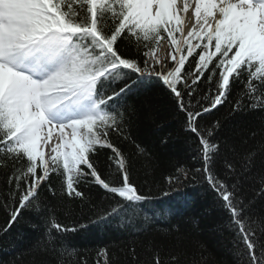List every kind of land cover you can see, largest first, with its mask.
<instances>
[{
	"label": "snow or ice",
	"instance_id": "obj_1",
	"mask_svg": "<svg viewBox=\"0 0 264 264\" xmlns=\"http://www.w3.org/2000/svg\"><path fill=\"white\" fill-rule=\"evenodd\" d=\"M162 42L170 49L164 57ZM149 86L167 94L195 137L197 164L178 171L192 180L198 174L228 214L234 264H264L257 235L264 216L253 219L264 169L253 171L256 152L235 151L221 137V119L209 120L225 109L264 111V0H0V168L9 169L0 231L32 213L39 221L33 248L62 252L64 234L76 228L60 221L46 190L83 200L82 182L100 186L105 223H131L143 202L157 198L130 181L134 160L113 142L128 138V101ZM100 148L111 151L104 174L94 155ZM259 150L264 156V143ZM166 180L164 197L182 182ZM171 261L180 264L175 255ZM154 264H162L159 254ZM192 264L206 261L194 254Z\"/></svg>",
	"mask_w": 264,
	"mask_h": 264
},
{
	"label": "trees",
	"instance_id": "obj_2",
	"mask_svg": "<svg viewBox=\"0 0 264 264\" xmlns=\"http://www.w3.org/2000/svg\"><path fill=\"white\" fill-rule=\"evenodd\" d=\"M128 105L130 111L134 110L126 129L128 138L114 136L113 142L134 160L130 181L157 198L143 202L139 215L131 223H105L98 218L108 206L100 186L82 182L79 188L87 197L83 200L67 195L55 199L46 190L44 196L56 205L60 221L76 228L64 234L66 250L42 254L33 248L39 235L33 224L39 221L28 213L7 233L0 231V264H57L58 259L63 264H105L106 258L108 264H154L157 254L162 264H173L172 255L178 257L180 264H192L194 254L197 259L202 254L206 264H234L228 214L198 174L192 180L191 176L183 178L178 171L180 167L192 169L197 164L192 159L196 140L185 130L183 115L159 87H146L132 96ZM227 112L225 109L219 117L210 116L209 120L221 119V137L235 151L256 152L253 171L264 169V156L259 150L264 143V111H237L233 115ZM137 144L145 153H137ZM94 155L98 170L104 174L111 151L100 148ZM8 172V168H0V189L6 187ZM174 175L182 179L173 185L176 191L167 197L159 195V190L167 185L166 177ZM51 184L59 195L60 177L54 174ZM249 184L250 181L246 182L245 187ZM252 195L249 191L248 197ZM145 215L149 217L147 220ZM257 216H264V200L257 199L253 205V219ZM7 220V213L0 209V229ZM257 235L264 238L259 229Z\"/></svg>",
	"mask_w": 264,
	"mask_h": 264
},
{
	"label": "rangeland",
	"instance_id": "obj_3",
	"mask_svg": "<svg viewBox=\"0 0 264 264\" xmlns=\"http://www.w3.org/2000/svg\"><path fill=\"white\" fill-rule=\"evenodd\" d=\"M164 45H165V44H164ZM162 48H163V46H162V47L158 50V52H157V55L160 56V57H164V56L167 55V53L170 51V49H168L167 46H166V49H165L166 51H165V52L163 51V52L160 54V51H161Z\"/></svg>",
	"mask_w": 264,
	"mask_h": 264
},
{
	"label": "bare ground",
	"instance_id": "obj_4",
	"mask_svg": "<svg viewBox=\"0 0 264 264\" xmlns=\"http://www.w3.org/2000/svg\"><path fill=\"white\" fill-rule=\"evenodd\" d=\"M165 49H166V45H163V48L161 49L160 54H161L163 51L165 52V51H166Z\"/></svg>",
	"mask_w": 264,
	"mask_h": 264
}]
</instances>
